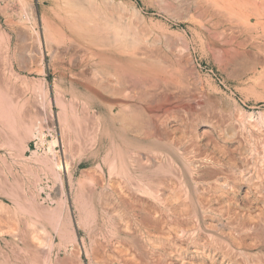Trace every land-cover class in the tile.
Returning <instances> with one entry per match:
<instances>
[{"label": "rangeland", "instance_id": "obj_1", "mask_svg": "<svg viewBox=\"0 0 264 264\" xmlns=\"http://www.w3.org/2000/svg\"><path fill=\"white\" fill-rule=\"evenodd\" d=\"M203 1L78 0L76 4H69L66 0H0V93L5 97L9 93L7 102L11 101L13 105L21 96H25V109L29 108L25 115L22 113L21 120L14 107L12 127L0 121V264H97L94 259L97 254L114 256L112 264H126L124 256L127 253L130 258L146 264H177L178 256L195 263L203 260V256L193 255L190 258L191 254L185 251L181 237L167 241L165 236L158 240V233L151 228L146 230L132 211H121V216L127 218V223L131 218L130 224H127L131 226L129 230L139 234L140 231L136 230L142 229L140 237L135 236V232L125 234L119 231L118 218L113 220L102 211L104 205L115 197L113 188H118L122 183L130 185V181L136 180L131 170L128 174L120 170L123 149L129 144L124 141L121 131L119 108L115 109L111 119L108 109L111 102L108 99L115 100L119 105L125 98L122 97L125 94L123 88L126 87L128 95L135 94L137 89L130 85L122 87L111 77L113 83L107 84V68L99 63L100 51H110L126 58H140L157 68L159 65V69L165 66L171 70L172 76L167 79L170 85L168 81V86L162 85V81L157 82L165 88L160 89L157 85L156 96L161 98L159 101L156 97L154 102L155 106L161 103L180 106L174 111L170 110V113L162 111L164 115L159 111L156 117L160 118L152 121H156L158 127L162 124L159 130L167 136L183 132L188 149L198 147L203 151L200 153L214 155L221 169L229 175L231 186L228 197L232 210L248 213L259 220L258 226L264 225V0H233L238 1L237 4L232 0H214L216 3L205 0L210 1L207 4ZM256 4L255 8L253 5ZM83 9L87 10V14ZM200 9H206V13L200 14ZM246 14L250 15L251 22L245 20ZM251 14L258 17L254 15L252 18ZM240 42L242 44L239 45ZM233 43H238V46ZM161 90L165 93L170 91L167 94L169 97ZM161 92L165 99H162ZM125 99L128 104L134 102L135 106L131 107L133 113L143 110L138 114L140 121L137 123L144 125H138L134 117L130 128L137 127L135 122L141 134L144 130L150 131L147 124L151 126L152 122L146 121L150 119L146 105L131 97ZM176 101H182V106ZM176 116H183L184 124L177 122ZM35 126L42 134L38 136L39 139L32 137L25 141V147L19 145L20 137L27 134L29 129L35 130ZM10 129L16 132L15 135ZM134 132L132 135L137 134ZM112 159L117 170L109 174ZM53 161L68 162L69 165L68 169L58 171L62 189L52 175ZM167 162L164 163L165 169L156 174H167L169 171L167 175L179 188L177 171H174L176 168ZM168 164L175 169L172 170ZM207 164L203 169L212 182L220 174H212L215 169ZM145 174L143 172V176ZM243 183L248 185L247 189ZM12 201H16L18 206ZM22 205L26 210L20 209ZM216 214H203V218L202 215L198 216L197 225L203 239L200 238L204 241L211 235L224 246L229 242L222 231H227L228 226L226 219ZM211 216H214L213 220L216 217L220 219L224 226L211 228L205 222ZM66 228L72 230L75 239L61 236V229ZM234 234L240 233L234 231ZM249 234L252 235L253 231ZM43 236L46 237L45 241ZM133 237L144 240V243L140 241L142 246H136ZM37 240L41 244L36 243ZM27 242H35L40 250ZM239 245L240 248L233 246L236 253L232 257H225V260L219 253L210 252L209 261L214 264H264L263 238L254 241L246 238ZM204 261L209 262L208 259Z\"/></svg>", "mask_w": 264, "mask_h": 264}, {"label": "bare ground", "instance_id": "obj_2", "mask_svg": "<svg viewBox=\"0 0 264 264\" xmlns=\"http://www.w3.org/2000/svg\"><path fill=\"white\" fill-rule=\"evenodd\" d=\"M67 2H69V4H76L75 0H66ZM80 1V0H79ZM205 1V0H204ZM203 1V2H204ZM233 1V0H232ZM253 1V0H252ZM255 1V0H254ZM195 2V1H194ZM206 2V1H205ZM210 2V1H208ZM208 2H206L205 4H207ZM214 2V0H213ZM227 2V1H226ZM234 2V1H233ZM239 2H241L239 0ZM166 3V2H165ZM216 3V2H214ZM236 3V1L234 2ZM238 3V1H237ZM236 3V4H237ZM247 3L251 4L250 2L247 1ZM258 3V2H257ZM24 4V3H23ZM78 4H80V2H78ZM77 4V5H78ZM170 4V2H169ZM212 4V3H211ZM229 4V2H228ZM227 4V5H228ZM240 4V3H239ZM238 4V5H239ZM246 4V3H245ZM244 4V5H245ZM164 5V4H163ZM167 5V4H166ZM165 5V6H166ZM201 5V3L199 4ZM204 5V4H203ZM225 5V6H227ZM242 5V4H241ZM248 5V4H247ZM252 5V4H251ZM262 5V4H261ZM260 5V6H261ZM196 7V5H194ZM193 6V7H194ZM207 6V5H206ZM222 6V5H220ZM250 5H248L249 7ZM255 8L257 7L256 5H253ZM26 7V6H25ZM169 7V6H166ZM165 7V8H166ZM173 7V6H172ZM192 7V8H193ZM208 7V6H207ZM209 7H210V3H209ZM208 7V8H209ZM213 7H215L213 5ZM231 7V6H230ZM164 8V6H163ZM170 8V7H169ZM201 8V7H200ZM206 8V7H205ZM218 8V7H217ZM211 9V8H210ZM220 9V8H219ZM249 9V8H248ZM33 10V8H32ZM84 10V9H83ZM134 10V9H133ZM166 10V9H165ZM168 10V9H167ZM189 10V9H188ZM199 10V9H198ZM202 11V9H200ZM233 10V8L231 9ZM230 10V11H231ZM240 10V9H239ZM257 10V9H256ZM87 10H84L83 12H86ZM206 11V9H205ZM204 10L202 11V13L199 11L200 14L206 13ZM216 11V9H215ZM224 11V10H223ZM254 11V10H253ZM213 12V9L212 11ZM210 12V13H211ZM221 12V11H219ZM229 12V11H228ZM226 12V13H228ZM246 12V11H245ZM249 12V11H247ZM252 12V9H251ZM24 13V12H23ZM198 13V11H197ZM208 13V12H207ZM225 13V12H224ZM223 13V14H224ZM225 13V14H226ZM232 13V11H231ZM230 13V16H231ZM235 13V12H234ZM238 14H242L240 12H237ZM254 13V12H253ZM213 14V13H211ZM215 14V13H214ZM258 14V11H257ZM257 14H251V16L253 15L252 18H254V15H256L258 17ZM197 15V14H196ZM199 15V14H198ZM222 15V14H221ZM245 15V14H244ZM247 16H244L248 22H251L250 19V15L246 14ZM90 16V14L88 15ZM203 16V15H201ZM206 16V15H205ZM213 16V15H212ZM229 16V17H230ZM235 16V14H234ZM260 16V15H259ZM229 17L227 19H229ZM243 17V16H241ZM243 17V18H244ZM35 18V17H34ZM231 18V17H230ZM256 18V17H255ZM225 19V18H224ZM226 19V20H227ZM233 19V18H232ZM84 20V19H83ZM218 20V18H217ZM258 21V20H257ZM223 22V21H222ZM233 22V21H232ZM44 23V22H43ZM219 23V22H218ZM211 24V23H210ZM217 24V22H216ZM71 25V23H70ZM45 26V25H44ZM91 26V25H90ZM212 26V25H211ZM101 28V26H99ZM46 28V26H45ZM91 28V27H90ZM97 29V27H96ZM99 29V28H98ZM103 29V28H101ZM100 29V30H101ZM95 30V29H94ZM226 31V30H225ZM234 32V31H233ZM115 34V33H114ZM216 34V33H215ZM219 34V33H218ZM220 35H222V33H220ZM234 35V34H233ZM112 36V35H111ZM102 37V36H101ZM37 38V37H36ZM117 38V35H116ZM44 39H46L44 37ZM96 39V38H95ZM101 39V38H99ZM115 39V38H114ZM233 39V38H232ZM47 40V39H46ZM112 40V38H111ZM114 41V40H113ZM126 41V40H125ZM239 42V40H238ZM244 42V41H243ZM236 44L235 46H238V43H233ZM242 44V42L239 43V45ZM253 44V43H252ZM245 45V44H244ZM241 45V46H244ZM254 45V44H253ZM240 47V46H239ZM233 48V47H232ZM244 48V47H243ZM231 49V48H230ZM2 50V49H0ZM245 51V49H243ZM248 50V49H247ZM235 51V50H234ZM237 51V50H236ZM239 51V50H238ZM130 52V51H129ZM132 52V51H131ZM145 52V51H144ZM127 53V52H126ZM236 53V52H235ZM248 53V52H247ZM136 54V53H135ZM240 54V53H239ZM244 54V53H242ZM143 55V54H141ZM146 55V54H145ZM149 56V55H148ZM240 56V55H239ZM99 57V63L105 65L107 68V73L108 77H107V84L109 83H113L116 82L119 85H121L122 87H125L127 85H130L134 88L137 89L136 92L134 91H130V92H134L135 94H126V87L122 89L125 90V94L122 95L123 93H118V95H122V97L124 96L125 98H134L137 101L142 102V105L145 104L146 106V110L148 113H150L149 117L150 119H147L146 121H148L150 124L148 127H150V131L148 130L149 128H147L148 131L144 130L145 132L141 134V132H139V124H141L140 122L137 123V121L139 118L138 114H141L142 111H140L141 113L137 112V113H133L132 111V106L133 103H126V99L124 98L123 103H119V105H117L116 101L113 100H109L111 102V105H108V109L110 112V117L111 119L113 118V115L115 114L114 111L115 109L118 107L119 108V112L121 113L120 116L121 120L120 124H121V131L122 134L124 136V141L126 142V144H129L128 146H126L123 150V154L121 157V162H122V168L120 170H123L125 173L128 174V172H130L129 170H131L135 177L136 180L134 181L133 177V181H130V185H123L121 184H117L118 188H113V196L115 195V197H113L112 201L110 200V202H108L107 204L104 205V207L102 208V211L108 215L110 218L112 217V219L114 218H118L119 222H118V229L119 231L127 234L128 231L129 233L132 232L131 234H134L135 230H129L131 229V226L129 227L127 224H130L129 219H131L129 217L128 219V223L127 221H125L127 218L122 217L123 215L121 214V211H126V212H134L135 214V219L138 220V222L144 226L146 228V230L148 229H152L154 232L158 233V240H160L161 238L164 239V237L166 238L167 241H171L169 238L176 239L178 237H181V240L184 242L183 244L185 245L184 249L186 248V252L189 251V253L191 254L190 258L193 257V255L199 257V256H203V260L200 259L198 262H192L190 259L187 261V259L184 257H179L177 258L178 263L177 264H214L213 262L209 261V258L211 257V255L209 254L210 252H216L219 253L221 255V257L224 258L225 257H230L231 255H233L235 252V249L233 248V246L235 248H240L239 244H241L246 238H249L251 240H256V239H260L263 238L264 239V225L262 226H258V219H256V217L245 213L241 210H232V204L230 201V198L228 197L229 194V190L230 189V182H229V175L224 172L221 167H220V163L219 160L214 156V155H207V154H203L200 153L198 147H195L193 149H188V147H186V140H185V134L182 132L181 134L177 135L175 132V135L173 136H167L165 133H163L162 131L159 130L158 125L156 124V121L159 117L158 116V112L160 111L161 114L162 111L166 112H171L170 110L174 111V108H178L180 105H176V106H165L166 104H159V106H155L156 101L154 102V100H156V97H158L159 95L156 96L157 91H158V86L161 87L160 85L157 84L158 81H162V85L166 84L168 86V84L170 85V80H167L169 77H171L172 72H170L171 70L168 68H164L162 69L160 67L159 69V65L158 68L155 67L153 64H151L148 61H143V59L141 60L140 58H136V57H123L120 55L111 53L109 52H99L98 54ZM150 57V56H149ZM153 59V57H152ZM158 62V61H156ZM172 63V62H171ZM177 63V62H176ZM159 64V63H158ZM163 64V63H162ZM168 65V63H167ZM173 65V64H172ZM177 66V65H176ZM163 67V66H162ZM169 67V66H167ZM172 67V66H171ZM178 68V67H177ZM162 69V70H161ZM166 69V70H164ZM179 70V69H176ZM173 71V69H172ZM176 71H174V75ZM105 74V73H104ZM179 74V73H178ZM103 75V74H102ZM177 76V75H176ZM180 76V75H178ZM106 77V76H105ZM113 82H112V79ZM24 78V77H23ZM106 79V78H105ZM1 80V79H0ZM166 80V83H165ZM172 80V79H171ZM164 81V83H163ZM168 81V84H167ZM173 81V80H172ZM13 82V81H12ZM179 82V81H178ZM173 83V82H172ZM177 83V82H176ZM264 84V83H263ZM21 85V84H20ZM26 85V84H25ZM24 85V86H25ZM158 85V86H157ZM165 85V86H166ZM18 86V85H17ZM16 86V87H17ZM100 86V85H99ZM102 86V85H101ZM107 86V85H105ZM117 86V85H116ZM115 86V88H116ZM176 86V85H175ZM174 86V87H175ZM178 86V85H177ZM4 87V86H3ZM2 87V88H3ZM38 87V86H37ZM111 87V86H110ZM170 87V86H169ZM1 88V89H2ZM109 88V87H108ZM130 89H132L131 87H129ZM162 88H165L164 86ZM104 89V88H103ZM117 89V88H116ZM128 89V88H127ZM129 89V90H130ZM159 89V90H160ZM168 88H166L167 90ZM172 89V88H171ZM40 90V89H39ZM164 90V89H162ZM161 90V91H162ZM170 90V88H169ZM168 90V91H169ZM4 91V90H3ZM2 91V92H3ZM18 91V89H17ZM31 91V90H30ZM112 91V89L110 90ZM165 91V90H164ZM173 91V90H172ZM171 91V92H172ZM5 92V91H4ZM3 92V94H4ZM22 92V91H21ZM160 92V91H159ZM163 92V91H162ZM162 92L160 93V95L162 96ZM170 92V91H169ZM168 92V93H169ZM36 93V92H35ZM116 93V91H115ZM114 93V94H115ZM165 93V92H163ZM168 93H165V95L167 96ZM2 93H0V121L4 123V125L6 124L7 126H11L12 125V119L13 117V109L14 107H16L17 111H18V115H20L19 117H21V115L24 114V112L26 111L25 106L26 105V101L27 98L25 96H21L16 103L13 105V103L7 102L10 98H9V93L8 94V98L4 97L1 95ZM13 94V92H12ZM18 94V93H17ZM21 93L19 92L18 95H20ZM23 94V92H22ZM113 94V93H112ZM111 94V95H112ZM159 94V93H158ZM172 94V93H171ZM176 94V91H175ZM6 95V93H5ZM116 95V94H115ZM174 95V94H173ZM11 96V95H10ZM14 96V95H13ZM35 96V94H34ZM12 97V96H11ZM60 97V95L58 96V98ZM163 97V96H162ZM169 96H167L168 98ZM173 97V96H172ZM179 97V96H178ZM37 97H35L36 99ZM159 98V97H158ZM161 98V97H160ZM159 98V101H160ZM174 98V97H173ZM177 98V97H176ZM17 99V98H16ZM38 99V98H37ZM162 99H165L164 97ZM61 100V99H60ZM58 100V101H60ZM132 100V99H131ZM172 100V99H170ZM168 100V101H170ZM176 100V99H175ZM181 100V99H180ZM37 101V100H36ZM39 101V100H38ZM129 101V100H128ZM158 101V99H157ZM174 101V100H172ZM184 101V100H182ZM181 101V102H182ZM57 102V101H56ZM136 102V101H135ZM167 102V101H165ZM178 102V101H176ZM181 102H178L179 104H181ZM185 102V101H184ZM11 103V104H10ZM160 103V102H159ZM173 103V102H171ZM176 104V103H175ZM174 104V105H175ZM44 105V104H43ZM81 105V104H80ZM168 105V104H167ZM170 105V103H169ZM184 105V103H183ZM60 107L62 105H59ZM83 106V105H82ZM144 106V105H143ZM182 106V104H181ZM132 107V108H131ZM117 108V109H118ZM182 108V107H180ZM179 108V109H180ZM29 109V108H28ZM27 109V110H28ZM73 109V108H72ZM82 109V108H81ZM139 110V108H137ZM136 109V110H137ZM177 110V109H175ZM183 110V109H181ZM186 110V108H185ZM29 111V110H28ZM135 111V109H134ZM180 111V110H179ZM188 110H186L185 112L187 113ZM27 112V111H26ZM39 112V111H38ZM41 112V111H40ZM177 112V111H176ZM190 112V111H189ZM23 113V114H22ZM61 113V111H60ZM133 113V114H132ZM180 113V112H179ZM28 114V113H27ZM37 114V111H36ZM117 114V113H116ZM176 114V113H175ZM184 113H182L183 115ZM189 114V113H188ZM25 115V114H24ZM41 115V114H40ZM96 115V114H95ZM164 115V114H163ZM168 115V114H167ZM186 115V114H185ZM191 115V113H190ZM63 116V113H62ZM82 116V114H81ZM173 116V115H172ZM175 116V115H174ZM173 116V117H174ZM184 116V115H183ZM183 116H176V120L177 122H179L180 124H184V118ZM199 116V115H198ZM40 117V116H38ZM134 117L136 118V124L134 122V124L137 126H135V129H131L130 126L133 123V119ZM23 116L20 118L21 120ZM34 118V117H33ZM32 118V121H33ZM133 118V119H132ZM156 119V121H152V119ZM19 119V121H20ZM27 119V118H25ZM42 119V118H41ZM85 119V118H84ZM118 119V118H117ZM143 119V118H142ZM187 119V118H186ZM185 119V120H186ZM14 120V119H13ZM62 120L64 121L63 117ZM145 120V119H144ZM143 120V121H144ZM161 120V119H160ZM118 121V122H119ZM142 121V120H141ZM145 121V123H146ZM151 121V122H150ZM26 122V121H25ZM24 123V121H23ZM35 123V121H34ZM161 123V122H160ZM199 123V122H198ZM22 124V122H21ZM26 124V123H24ZM28 124V123H27ZM26 124V125H27ZM44 124V123H43ZM30 125V123H29ZM33 127V124H31ZM30 125V126H31ZM142 125V124H141ZM144 125V124H143ZM142 125V126H143ZM174 125V124H173ZM176 125V124H175ZM6 126V127H7ZM37 126V125H36ZM35 126V127H36ZM180 126V125H179ZM178 126V127H179ZM8 127V128H9ZM12 127V126H11ZM24 127V126H23ZM61 127V126H60ZM63 127V125H62ZM145 127V126H144ZM142 127V129L144 128ZM147 127V126H146ZM162 127V126H161ZM177 127V126H176ZM186 127V126H185ZM25 128L27 129L28 127L25 126ZM42 128V127H41ZM152 128V129H151ZM173 128V127H172ZM181 128V127H180ZM179 128V129H180ZM32 129V128H31ZM64 129V127H63ZM141 129V130H142ZM13 130V128H12ZM10 129V131H12ZM28 130L26 131L27 134L24 133L23 136L20 137V144L18 142L19 145H21L22 147H25V141L29 138L32 137H37L39 135H42L40 133V130L38 127L35 128V130ZM62 130V129H61ZM140 130V131H141ZM165 130V129H164ZM163 130V131H164ZM170 130V129H169ZM14 131V130H13ZM12 131V132H13ZM133 131H136V133L134 132V134L136 135H132ZM143 131V130H142ZM166 131V130H165ZM175 131V129H174ZM179 131V130H178ZM177 131V132H178ZM8 132V131H7ZM2 133V132H1ZM16 133V132H15ZM15 133L13 132V134L15 135ZM64 134V133H62ZM141 134V135H140ZM169 134V133H168ZM4 137V136H2ZM11 137V136H10ZM13 137V136H12ZM16 137V136H15ZM17 138V137H16ZM39 139V138H38ZM4 140V139H3ZM15 140V139H14ZM66 140V139H65ZM16 141V140H15ZM51 141V140H50ZM7 142V141H6ZM189 142V141H188ZM16 143V142H15ZM41 143V142H40ZM52 144L54 143L51 142ZM65 143V142H63ZM193 143V141H192ZM8 144V143H7ZM5 143V145H7ZM17 144V143H16ZM51 144V145H52ZM152 144V145H151ZM191 144V141H190ZM10 145V144H8ZM16 145V146H19ZM49 145V144H48ZM137 147V148H132L130 147ZM192 145V144H191ZM159 146V147H158ZM188 146V145H187ZM193 146V145H192ZM201 148V147H200ZM143 149H145V151H143ZM216 150V149H215ZM227 150V149H226ZM65 151V150H64ZM49 152V151H48ZM203 152V151H202ZM217 154V153H216ZM18 155V154H17ZM16 155V156H17ZM49 155V154H48ZM36 156V155H35ZM27 157V156H26ZM221 157V156H220ZM178 161H175V159ZM114 159V158H113ZM111 160V162L109 163V174L116 172L117 167H116V163L115 160ZM233 160V159H232ZM59 161V160H58ZM58 161H53L52 164V169H53V176L55 177L56 182H58L60 189H62V180L60 177V174L58 173V171L60 170H64V169H68L69 165L68 162L66 163H61ZM169 161V162H167ZM234 161V160H233ZM43 162V161H42ZM172 163L176 170H174V166L173 168L170 166V164H168L167 166H170V168L174 171H177L175 174L178 175V180L176 179V181H178L177 183H179V188L175 186V181L173 182L171 179L169 178L171 176L169 175V171H167V174H158V171H163L165 169L164 167V163ZM208 163L210 164V166L212 168H214L215 170H213L212 174L218 175L219 176L215 177L214 176L212 178H214V181H209L211 178L210 175H206V170L203 169L204 164ZM207 164V165H208ZM233 166V165H232ZM167 169V168H166ZM169 169V168H168ZM167 169V170H168ZM227 169V168H226ZM48 170V169H47ZM230 170V169H229ZM66 171V170H65ZM143 172L144 174L147 173L148 175L143 176ZM160 172V173H161ZM166 172V170L164 171ZM172 172V171H170ZM209 172V170H208ZM228 172V171H227ZM242 172V170H241ZM131 173V172H130ZM157 173V174H156ZM114 174V173H113ZM167 175V176H166ZM171 175V174H170ZM72 174H70V178H71ZM86 176V175H85ZM129 176V175H128ZM131 176V175H130ZM244 177V175H242ZM69 177V176H68ZM176 177V176H175ZM131 177H129L130 179ZM236 179H238L237 176H235ZM72 179V178H71ZM70 179V180H71ZM131 179V180H132ZM246 179V178H245ZM244 179V180H245ZM79 180V179H78ZM123 182L124 179L122 178ZM121 180V181H122ZM240 180V179H239ZM72 181V180H71ZM88 181V180H87ZM128 181V180H127ZM70 182V181H69ZM80 182V181H79ZM82 183H84L81 180ZM116 183V182H115ZM114 183V184H115ZM125 183V182H124ZM247 183V180H246ZM250 183V182H249ZM34 184V183H33ZM79 184V183H78ZM100 184V183H99ZM127 184V183H126ZM86 185V184H85ZM106 185V184H105ZM244 185V183H243ZM87 186V185H86ZM88 187V186H87ZM245 189L248 188V185H244ZM243 187V188H244ZM34 188V187H33ZM74 188V187H73ZM84 188V187H83ZM40 189V188H39ZM244 189V190H245ZM8 190L11 191V189ZM14 190V189H13ZM91 190V189H90ZM250 190V189H249ZM82 191V190H81ZM89 191V190H88ZM5 193V192H4ZM14 193V192H13ZM110 193V192H109ZM246 193V192H245ZM98 194V193H97ZM249 194V193H247ZM99 195V194H98ZM246 195V194H244ZM86 197V196H85ZM246 197V196H245ZM244 197V198H245ZM232 198V197H231ZM83 200V199H82ZM24 201H26L24 199ZM29 201V200H28ZM88 201V200H87ZM13 203H15L14 201H12ZM27 202V201H26ZM86 202V201H85ZM19 204V202H18ZM17 205V202L16 204ZM21 206V204H19ZM85 205V203H84ZM215 205L217 206V208H215ZM18 206V205H17ZM23 206V205H22ZM29 207V206H28ZM31 207V206H30ZM29 207V208H30ZM262 207V206H261ZM5 208V207H4ZM20 207H18L19 209ZM32 208V207H31ZM81 208V207H80ZM22 210H26V208H20ZM49 209V208H48ZM241 209V208H239ZM46 210V209H45ZM49 211V210H48ZM215 212H217V217L221 216L224 217L226 219V223L227 224V231H222L223 235L226 236L227 240H228V244H225L224 246L220 245V243L218 244V241L216 242L215 240L217 239H213L211 237V235H208L206 238V240H202L203 237L200 235L199 233V225H197V223H199V218L198 216L202 215L203 218V214L204 216H207V213H213L215 214ZM49 214V213H48ZM206 214V215H205ZM50 215V214H49ZM87 215V214H86ZM122 215V216H121ZM132 215V214H131ZM215 215V216H216ZM49 217V216H48ZM51 217V216H50ZM214 219V216H211L209 220L205 221L208 223V225L211 228H216L218 225L224 226V223L221 222L220 219L218 218ZM258 218H260L259 215H257ZM124 218V219H123ZM134 218V217H133ZM206 218V217H205ZM113 219V220H114ZM65 220V219H64ZM86 220V218H85ZM120 220H122V222L120 223ZM68 221V220H67ZM135 221V220H134ZM261 221V218H260ZM263 221V220H262ZM58 222V221H57ZM56 222V223H57ZM87 222V221H86ZM196 222V223H195ZM55 223V224H56ZM262 223V222H261ZM136 224V222H135ZM113 225V223H112ZM138 225V224H137ZM260 225V223H259ZM32 226V225H31ZM35 226V225H34ZM116 226V224H115ZM134 228V225H132ZM141 226V227H142ZM233 226V227H232ZM33 227V226H32ZM138 227V226H137ZM219 227V229H220ZM37 227H35L36 229ZM132 228V229H133ZM144 228V229H145ZM33 228V230H35ZM39 229V227H38ZM138 229V228H137ZM42 230V229H41ZM61 236L63 235L66 236L68 239H72L74 238V235L72 234V230L70 231V229L66 228V229H61ZM142 229L136 230L137 232H139V234H137L135 232V236L139 235L140 237V233ZM237 231L238 233H240L239 235H235L234 231ZM37 231V230H36ZM35 231V232H36ZM253 231V234L250 235L249 233ZM41 232V231H39ZM42 232H44L42 230ZM150 232V231H149ZM217 232V231H216ZM34 233V232H32ZM31 233V234H32ZM37 234V233H36ZM130 234V235H131ZM34 235V234H33ZM40 235V234H39ZM41 235H44L43 233ZM124 235V234H123ZM125 236V235H124ZM128 236V235H127ZM132 236V235H131ZM200 236L202 237V239L200 238ZM14 237V236H13ZM21 237V236H20ZM118 237V236H117ZM129 237V236H128ZM127 237V238H128ZM143 237V236H142ZM25 238V236H24ZM42 238V236L39 238V240ZM45 236H43V239L45 241ZM132 238V237H130ZM134 238V237H133ZM210 238V240H209ZM212 238V239H211ZM75 239V238H74ZM138 239V238H136ZM135 238L133 240H135L136 246L140 247L142 246V243L144 240L138 239L136 240ZM179 239V238H178ZM201 239V240H200ZM67 240V239H66ZM132 240V239H131ZM156 240V242L158 241ZM22 241V240H21ZM25 241V240H24ZM31 241V240H30ZM43 242V240H41ZM141 241V242H140ZM149 241V240H148ZM163 241V240H162ZM176 241V240H175ZM39 243V241L37 240L36 243ZM262 242V241H261ZM28 243V242H27ZM44 243V242H43ZM144 243V242H143ZM167 243V242H166ZM26 244V243H24ZM29 244V243H28ZM27 244V245H28ZM41 244V243H39ZM138 244V245H137ZM155 244V243H154ZM159 244V243H156ZM182 244V243H181ZM233 244V245H232ZM37 244L32 243L29 244V246L32 247H36V249L38 248V246H36ZM102 245V244H101ZM100 245V246H101ZM174 245V244H173ZM183 245V246H184ZM99 246V245H98ZM182 246V245H181ZM110 247V246H109ZM130 248V247H129ZM143 248V247H142ZM140 248V249H142ZM146 248V247H145ZM35 249V250H36ZM39 249V248H38ZM37 249V250H38ZM103 249V248H102ZM177 249V248H176ZM183 249V248H182ZM181 249V250H182ZM183 249V250H184ZM40 250V249H39ZM133 250V249H132ZM260 250V249H259ZM155 251V250H154ZM166 251V250H165ZM169 251L171 252L172 250L169 249ZM178 251V250H177ZM38 252V251H37ZM125 252V251H124ZM145 252V250H144ZM239 252V251H238ZM29 253V252H28ZM41 253V252H40ZM151 253V252H150ZM156 253V252H155ZM178 253V252H176ZM261 253V252H260ZM38 254V253H37ZM36 255V254H34ZM146 255V254H145ZM180 255V254H179ZM182 255V254H181ZM38 256V255H37ZM41 256V255H40ZM96 257L94 258L95 261H97L96 263L98 264H112V260H115V257L112 255H107V254H97L95 255ZM124 256V255H123ZM218 256V255H217ZM33 257V255H32ZM125 263L126 264H146L143 262H139L134 260L133 258H130V254L127 253L125 256ZM140 257V256H139ZM166 256H164L165 258ZM209 257V258H208ZM220 257V258H221ZM232 257V256H231ZM37 258V257H36ZM46 258V257H45ZM150 258V257H149ZM168 259V257H166ZM34 259V258H33ZM40 259V258H39ZM148 259V257H147ZM166 259V260H167ZM204 259H208V263L206 261H204ZM211 259V258H210ZM234 259V258H233ZM62 260V259H61ZM146 260V259H145ZM165 260V259H164ZM228 260V259H227ZM37 261V260H36ZM64 261V259L62 260ZM28 262V261H27ZM55 262V261H54ZM58 262V261H57ZM166 262V261H165ZM163 262V263H165ZM171 262V261H170ZM232 262V261H231ZM56 263V262H55ZM66 263V262H64ZM218 263V262H217ZM59 264V263H58ZM148 264V263H147ZM162 264V263H161ZM171 264V263H170ZM174 264V263H173Z\"/></svg>", "mask_w": 264, "mask_h": 264}]
</instances>
